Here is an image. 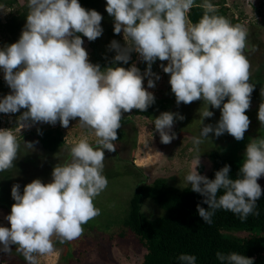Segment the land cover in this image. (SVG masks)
<instances>
[{"label": "clouds", "instance_id": "obj_1", "mask_svg": "<svg viewBox=\"0 0 264 264\" xmlns=\"http://www.w3.org/2000/svg\"><path fill=\"white\" fill-rule=\"evenodd\" d=\"M194 5L195 0H106V12L114 18L113 32L122 33L125 41L124 46L116 40L110 42L113 63H128L135 51L147 63L142 76L135 65L102 70L89 62L78 34L88 41L102 35L103 17L96 10H86L78 0H27L29 11L19 39L0 49V69L11 89L0 99V113L26 110L18 117L19 133L32 123L55 125L59 121L68 128L71 120H78L81 127L94 131L97 147L80 139L70 148V162L53 168L50 182L34 179L24 186L23 194L18 184L12 186L15 203L6 217L10 227L0 226V252L9 253L14 245L27 264H36L35 254L53 251V236L61 243L78 239L82 225L101 214L94 199L108 185L103 175L104 150L116 151L122 112H144L154 103L143 80L148 76L147 87H155L151 77H160L151 66L157 59L167 61L161 67L169 74L177 105L198 100L205 104L199 112L200 125L213 116L209 105L221 112L215 126L203 125L199 135L192 137L197 156L185 181L208 206L197 205L199 216L211 224L219 209L232 212L241 221L258 215L262 189L257 181L264 176V138L246 145L235 179L230 178L227 164L215 172L214 179L197 171L199 146L210 133L219 137L227 132L237 141L244 138L250 125L245 113L254 86L249 82L251 65L244 54L246 30L216 15L210 0L200 5L202 18L191 25L188 13ZM176 119L184 116L162 112L154 119L162 143L176 138L171 131ZM258 120L264 125V106L259 107ZM25 144L32 148L31 143ZM19 149L16 135L0 129V172L14 167ZM216 257L221 264H253L252 258L237 252H217ZM178 259L181 264H196L197 258L181 254Z\"/></svg>", "mask_w": 264, "mask_h": 264}, {"label": "rangeland", "instance_id": "obj_2", "mask_svg": "<svg viewBox=\"0 0 264 264\" xmlns=\"http://www.w3.org/2000/svg\"><path fill=\"white\" fill-rule=\"evenodd\" d=\"M18 1L22 3L25 0ZM227 2L231 7H235L241 2L242 6L248 10L250 4H255L258 0H228ZM8 12V8L0 5L1 20L5 19ZM242 26L247 32L244 54L251 65L249 82L254 86L250 97V108L245 113L250 119V125L244 134V138L240 141H237L227 132L219 137L212 133L209 134L208 139H205L204 143L199 146L201 151L200 164L204 166V170L199 172L197 167V171L201 175H205L210 167L209 159L206 156L209 150L235 147L236 150L239 149V152H236L238 156L242 157L249 142L253 139L264 138V125H261L258 120L259 107L264 106V64H262L264 63V20L255 21L253 24L250 21H244ZM256 34L260 42L251 41V37L255 39ZM10 44L6 41V37L0 34V49ZM254 46L256 50L252 51ZM82 47L88 53L89 47L86 41ZM140 59L139 54L135 52L133 65L136 66ZM162 64L166 65L167 61H163ZM162 64H160L157 72L152 71L160 77L159 80H156L154 76L151 77L155 83L154 88L147 87L148 76H144L143 80L144 88L157 97L167 96L165 89L169 83V78L161 67ZM144 72L145 70L141 71L142 76ZM0 78L3 81V84H0V98L2 99L5 96L4 91H6L5 94L7 92L10 94L11 89L4 81L2 69H0ZM226 100L227 98H225ZM204 107L205 104L202 100L187 105L183 103L177 105L176 100L173 99L167 109H155L150 118L132 115V111L129 113L122 112L125 116H131V120L122 125L125 134L120 140L114 142L116 151L104 150L103 175L106 176L108 185L94 199V204L100 209L101 214L90 220L88 225H82L83 234L78 239L61 243L58 237L53 236V251L45 255L35 254L36 264H63L67 260V257L65 258L66 253L70 254L71 249L74 248L72 253L77 254L83 247L88 250L81 254L85 257H82L81 261H73L69 264H140L143 249L135 238L129 237L128 240L117 238L109 242V240H104V237H106V233L110 234L115 229L116 224L125 216L129 198L139 181L150 182L156 176H165L169 183L176 186L180 187L187 184L185 176L191 170L197 156L192 144V137L199 135L203 125L215 126L221 115L220 109L212 108L209 105V110L213 112V116L204 118L203 124L200 125L199 112ZM162 112L178 113L184 116L183 120L176 119L174 121L171 131L176 134V138L169 144L161 142L159 133L156 132L153 124L154 119ZM39 124L50 125L32 123L21 130L29 131ZM62 128L65 133V144L54 152L47 151L40 145L35 131H27L26 134L18 136L19 139L17 140L20 143L18 158L14 161V167L2 172L4 176L0 177V226L10 227L6 219L8 216L6 205L11 206L15 203L11 196V188L14 184L20 186L19 191L23 194L24 186L34 179H40L42 183L50 182L53 168L70 162V148L80 139L86 138L94 148L97 147V137L94 131L81 127L78 120H71L68 128ZM25 142L31 143L32 148H28ZM6 175H9V180H7L8 177H5ZM257 182L264 185V176L260 177ZM141 207L143 212L149 216L162 213V210L150 198H143ZM102 220L107 221V224L96 225V221ZM243 233L237 232L239 235ZM12 253L13 251L7 255L1 253L0 264H8L9 254L12 255Z\"/></svg>", "mask_w": 264, "mask_h": 264}, {"label": "trees", "instance_id": "obj_3", "mask_svg": "<svg viewBox=\"0 0 264 264\" xmlns=\"http://www.w3.org/2000/svg\"><path fill=\"white\" fill-rule=\"evenodd\" d=\"M227 1L210 0L217 9L215 14L225 17L232 25L242 26L241 19L246 17L251 19L256 13L260 12L258 2L255 4L251 3L250 8L246 10L241 2L239 5L231 7ZM78 2L86 10H96L103 17L101 21L103 33L95 41H88L83 34H78L83 41H86L89 47V62L99 64L102 70L115 66L127 69L133 65L135 51L130 53L131 56L128 63H113L115 52L109 48L110 42L116 40L121 46H124L125 41L122 33L117 35L113 32L114 18L106 12V0H78ZM203 2L204 0H195V5L188 13L191 25L198 23L202 18L204 9L200 5ZM0 5L9 9L5 19H0V34L6 37L8 43L16 42L26 24V16L29 11L27 0L22 3L18 0H0ZM235 14H237V18H234ZM261 20H264V16ZM250 23L253 24L255 22L251 20ZM255 36V39L251 37V41L260 42L257 34ZM162 63L163 61L157 59L151 66L152 71L157 72ZM136 67L141 72L147 68V63L140 59ZM167 76L169 78V74ZM0 84H3L1 78ZM165 92L167 93L165 97L154 96V103L146 111L140 112L133 109L132 115L150 118L155 109H167L171 105V101L175 99L169 83ZM5 93L6 91H4V95L8 94V92L7 94ZM23 111L26 110L21 109L20 112L8 114L9 117L3 118V113H0V124L5 123L10 118L9 127L13 130L12 132L17 139H19V135L22 136L28 131L21 130L19 133L16 130L18 116ZM130 120L131 116L122 114L121 127L117 130L118 140L125 134L122 125L127 124ZM32 131H35L38 142L47 151L54 152L65 144V133L59 121L55 125L44 126V124H39V126L28 132ZM236 152H239V149L236 150L235 147L232 149L218 148L209 150L206 156L209 159L210 167L204 176L214 179L215 172L227 164L230 166V178H237L245 156H238ZM203 170L204 166L199 164L198 171L202 172ZM1 173L0 177H3L4 174ZM5 177H8L7 180L10 178L9 175ZM260 186L262 195L257 201L256 211L258 215H250L246 221H241L232 212L219 209L212 217V223L207 224L199 216L197 205L199 204L204 208L208 206L203 203L204 198L201 194L192 191L188 183L179 187L169 183L165 176H156L150 182L139 181L129 198L125 216L116 224L115 229L110 234L106 233L104 240H109L110 242L117 238L126 240L129 237L135 238L143 249L140 264H181L178 259L181 254L195 255L197 258L196 264H221L216 257L217 252H222L225 255L237 252L252 258L253 264H264V185ZM219 194H222V190ZM143 198H150L162 210V213L155 216H149L144 213L141 207ZM11 206L6 205L8 215L10 214ZM95 223L96 225H103V223L107 224V221L102 220ZM237 232L244 233L239 235ZM74 250L73 248L70 254H65L67 260L63 264L81 261L80 259L85 257L81 256V254L88 251L83 247L77 254H74L72 253ZM12 251V255L9 254L8 264H27L24 256L17 251L14 245L12 246ZM4 254L7 255L8 253Z\"/></svg>", "mask_w": 264, "mask_h": 264}, {"label": "built area", "instance_id": "obj_4", "mask_svg": "<svg viewBox=\"0 0 264 264\" xmlns=\"http://www.w3.org/2000/svg\"><path fill=\"white\" fill-rule=\"evenodd\" d=\"M259 1H260V3H259ZM258 1V6H259V9H260V12L257 14L256 13V15L253 17V18H244V19H241V21H242V24H244V21L246 22H249V21H253V22H255V21H259V20H261L262 19V17L264 16V0H259ZM234 18H237V14H235L234 15ZM9 117V115L8 114H4L3 113V115H2V118L3 117ZM9 125H10V118H9V120H7V121H5V123L3 122L2 124H0V129H8V130H11V131H13L10 127H9ZM26 128V127H25Z\"/></svg>", "mask_w": 264, "mask_h": 264}]
</instances>
